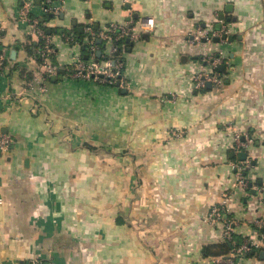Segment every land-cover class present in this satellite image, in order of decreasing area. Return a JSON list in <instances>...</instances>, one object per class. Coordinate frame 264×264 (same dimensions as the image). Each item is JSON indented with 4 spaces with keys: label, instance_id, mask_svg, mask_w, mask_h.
<instances>
[{
    "label": "crops",
    "instance_id": "1",
    "mask_svg": "<svg viewBox=\"0 0 264 264\" xmlns=\"http://www.w3.org/2000/svg\"><path fill=\"white\" fill-rule=\"evenodd\" d=\"M28 1L41 16L40 0H0V131L13 140L0 166V264H217L257 238L264 0H63L46 22L58 74L43 94L33 81L36 49L28 50L36 40L18 15ZM110 24L140 36L124 49L127 86L70 78L86 26L97 34ZM224 28L225 41L191 42L198 31ZM207 55L222 57L219 90L195 88ZM235 131L252 136L246 151H233ZM241 153L252 164L246 189L236 184ZM214 206L233 222L232 243L222 224L207 221ZM263 251L234 264H264Z\"/></svg>",
    "mask_w": 264,
    "mask_h": 264
},
{
    "label": "built area",
    "instance_id": "2",
    "mask_svg": "<svg viewBox=\"0 0 264 264\" xmlns=\"http://www.w3.org/2000/svg\"><path fill=\"white\" fill-rule=\"evenodd\" d=\"M63 0H40L42 15L31 14L33 1H28L19 9V20L27 25V35L36 40V52L34 53L33 61L37 64L38 74L33 81L36 83L41 94L46 91L48 81L58 74V68L55 65L56 43L53 38L46 32V22L40 24V20L44 16L50 15L57 17L62 10ZM147 25V24H146ZM227 30H212L206 29L198 31L191 37V42L197 43L202 39L209 40L212 37H218L223 41L226 40ZM137 30L129 24L119 26L110 24L100 30L97 34L92 31L90 25L85 28L84 37L80 41L83 47V57L77 56L71 58L67 67L66 74L75 80L87 82H95L105 86H127V79L124 74V47L120 48V41L127 40L136 42L139 39ZM63 40L67 43H73L74 39L70 36L62 35ZM96 38L104 42L105 48L101 52L100 57H97V52L100 50L95 43ZM224 38V39H223ZM107 48V50H106ZM84 55L86 58H84ZM101 57L103 59H101ZM202 61L209 66V70L200 71L195 75V88L202 89L207 83L212 84L217 90L221 88L223 78L216 71L219 64L222 63L221 56L207 55L202 58ZM6 64V57L0 51V72ZM174 133V132H173ZM173 135L178 136V133ZM233 151L235 153L246 151L249 145L253 142V138L249 133H241L235 131L233 135ZM12 138L0 131V166L6 158V154L12 145ZM236 169V180L239 188L246 189L249 187L250 180L247 177V171L252 169V164L249 158H245L242 162L234 164ZM224 207L214 206L210 209L207 221L212 224H222L223 239L226 242L233 241V222L223 220ZM257 229L256 238H247L240 245H237L231 255L219 256L215 258L214 263L219 264H234L237 256L243 257L252 253L254 250L264 249V221L258 220L255 224ZM16 264H55L53 261H43L39 259H25Z\"/></svg>",
    "mask_w": 264,
    "mask_h": 264
},
{
    "label": "trees",
    "instance_id": "3",
    "mask_svg": "<svg viewBox=\"0 0 264 264\" xmlns=\"http://www.w3.org/2000/svg\"><path fill=\"white\" fill-rule=\"evenodd\" d=\"M51 18H52V17H51L50 15L44 16V18L40 20V24L42 25V23H45V22L49 21ZM47 30H48V29L46 28V32L48 33ZM83 37H84V35L81 34V35L79 36V40L81 41ZM97 39H99V38H97ZM99 40H100V39H99ZM127 42L129 43V41H127V40H123V41H120L118 44L120 45V48H121V49H122V47H124V49H125L126 45L128 44ZM95 43H96V40H95ZM97 45H98L100 51L103 52V51H104V48H105V44H104V42L100 40V42H99ZM33 48H35V49L37 48L36 44H32V45H30V46L28 47V50H29L30 53L33 51V50H32ZM84 58H86L85 55H84ZM101 59H103V58L101 57ZM224 247H225V249H226V247H227V248H230V244H229V243H228V244H225ZM204 255H205V256L209 255V250H208V248H206V249L204 250Z\"/></svg>",
    "mask_w": 264,
    "mask_h": 264
},
{
    "label": "water",
    "instance_id": "4",
    "mask_svg": "<svg viewBox=\"0 0 264 264\" xmlns=\"http://www.w3.org/2000/svg\"><path fill=\"white\" fill-rule=\"evenodd\" d=\"M227 38V37H226ZM224 39V38H223ZM230 39H231V37H230ZM215 41H219V38H216L215 39ZM100 42V40H98V43ZM15 51H13V54L15 55ZM101 54V52H97V56H99ZM61 72H63V70H61ZM52 79H55V76H53L52 77ZM208 85H210L209 83H208ZM4 133H5V131H4ZM242 154V159H245L246 158V154L245 153H241ZM259 184L261 185L262 184V182H259ZM253 192V191H252ZM254 194H256L257 193V191H254L253 192ZM262 253V255H264V251L263 252H261Z\"/></svg>",
    "mask_w": 264,
    "mask_h": 264
},
{
    "label": "rangeland",
    "instance_id": "5",
    "mask_svg": "<svg viewBox=\"0 0 264 264\" xmlns=\"http://www.w3.org/2000/svg\"><path fill=\"white\" fill-rule=\"evenodd\" d=\"M249 175V174H248ZM17 262H15L14 264H16Z\"/></svg>",
    "mask_w": 264,
    "mask_h": 264
}]
</instances>
